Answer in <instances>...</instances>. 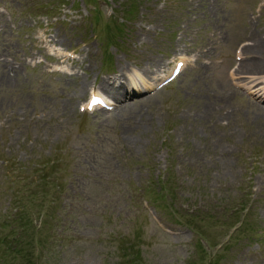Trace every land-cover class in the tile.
<instances>
[{
	"label": "rangeland",
	"instance_id": "374dc122",
	"mask_svg": "<svg viewBox=\"0 0 264 264\" xmlns=\"http://www.w3.org/2000/svg\"><path fill=\"white\" fill-rule=\"evenodd\" d=\"M206 7L0 0V264H264V69L234 70L264 0Z\"/></svg>",
	"mask_w": 264,
	"mask_h": 264
},
{
	"label": "bare ground",
	"instance_id": "6f19581e",
	"mask_svg": "<svg viewBox=\"0 0 264 264\" xmlns=\"http://www.w3.org/2000/svg\"><path fill=\"white\" fill-rule=\"evenodd\" d=\"M198 1L200 2V10L203 13H206L207 12L206 6L208 5L210 0H198ZM215 11H216V9H215ZM259 36L260 35H254L253 33H249L247 35L248 40L251 38L252 42L246 43V44L242 45L240 48V56H244L245 59H247V60H244V61H242L236 65V67L234 68L236 74L248 72V73H250V75H253V73L254 74L260 73L264 69V46H263L264 42L262 43V41L260 39L261 37H259ZM1 43H3V42H1ZM248 55H251V57H249ZM53 56H55L58 60H63V61H65L66 59L69 58L68 56L66 57V55L63 54V51H62V53H59V52L54 53ZM142 68H143L144 78L142 79L141 82H144L145 84L146 83L152 84L151 81H155L157 76L164 72V68L165 69L167 68V60H165L164 58H159V59H156L155 61L153 60L150 62H146L142 66ZM118 71H119V73H117L113 77V80L111 82L109 79H106V80H104V83L101 82V84L99 85L100 90H102L103 92L105 90L110 95L112 94L113 90L118 91L120 89H123V92H119L118 94H113L111 96V99H113V101H114V98L120 99L123 96H127V98H130V93L132 91L139 92V90L141 89L139 87V85L137 84L139 81L134 80L135 79L133 77L134 74L130 73L128 69L122 68V69H119ZM235 72L233 71L232 75H234ZM249 77H251L250 82L255 80V77L247 76V78H249ZM3 81H4V70H3V78H2L1 82H3ZM85 86L86 85L83 83V84H81V86H79V88L82 90L85 88ZM232 92H230V93H232ZM91 95H97V94H95V92L92 91ZM115 96H117V97H115ZM89 100H88V102H89ZM88 102H87V107H88ZM119 108H120V104L116 107L115 111H119V110H117ZM102 113L105 115L107 114V112H104V111Z\"/></svg>",
	"mask_w": 264,
	"mask_h": 264
}]
</instances>
